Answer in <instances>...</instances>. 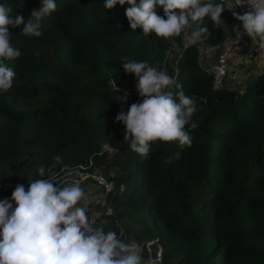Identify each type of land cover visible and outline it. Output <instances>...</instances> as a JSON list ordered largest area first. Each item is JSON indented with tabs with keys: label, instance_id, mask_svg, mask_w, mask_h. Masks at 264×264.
Instances as JSON below:
<instances>
[{
	"label": "trees",
	"instance_id": "16d2710c",
	"mask_svg": "<svg viewBox=\"0 0 264 264\" xmlns=\"http://www.w3.org/2000/svg\"><path fill=\"white\" fill-rule=\"evenodd\" d=\"M39 2L0 0L25 19ZM55 3L56 10L41 20L39 38L8 26L21 56L6 61L15 77L12 88L0 93V200H11L19 181L29 187L30 180L88 160L96 170L110 156L100 142L117 132L109 121L112 106L124 91L136 97L137 78L125 73L123 59L147 61L175 78L174 96L183 91L195 99L196 126L186 125L192 143L153 142L146 160L127 142L123 153L119 148L111 154L115 174L103 206L109 209L107 230L124 242L129 234L141 244L156 240L161 264H264V73L241 90L212 89L197 48L219 44L224 31L207 17L202 26L211 36L185 47L182 37L132 31L127 4L107 10L104 0ZM222 18L231 15L224 11ZM173 50L180 54L175 71L164 59Z\"/></svg>",
	"mask_w": 264,
	"mask_h": 264
},
{
	"label": "clouds",
	"instance_id": "9594fccd",
	"mask_svg": "<svg viewBox=\"0 0 264 264\" xmlns=\"http://www.w3.org/2000/svg\"><path fill=\"white\" fill-rule=\"evenodd\" d=\"M251 11L243 15L233 12L241 22L243 34L251 41H259L264 49V0H247ZM125 9L130 29L143 30V36L154 34L169 40L182 37L185 47L196 45L211 36L202 26L209 18L214 26L224 24L222 13L231 10L233 0H104L103 7L112 10L116 5ZM24 2L17 5L22 9ZM55 0H40L27 19L14 13L11 6L0 4V93L13 86L14 70L6 61L17 59L21 51L11 45L9 27L21 28V36L42 35L41 20L56 10ZM162 10L163 16L157 11ZM120 27V25H117ZM183 34V35H182ZM236 36H241L236 29ZM170 43L175 48V40ZM174 51L173 50L171 55ZM179 53V51H178ZM180 57V56H179ZM125 73L137 78L136 91L141 102L132 103L127 112L121 111L116 122L125 128L124 141L142 159H148L151 144L156 141H178L181 147L191 146L192 137L186 125L194 128L193 115L198 111L194 98L171 89L176 80L166 70L147 61L136 62L124 58ZM172 68L175 71V62ZM128 93L120 100L127 102ZM61 160L60 156L54 157ZM171 163V158L166 161ZM44 177L46 169H37ZM85 192L78 182L63 186L50 178L30 180L27 191L23 184L15 187L11 200H0V264H144L141 249L135 243L120 240L114 231H104L93 225L81 201ZM147 253V252H146Z\"/></svg>",
	"mask_w": 264,
	"mask_h": 264
},
{
	"label": "built area",
	"instance_id": "2783aa9c",
	"mask_svg": "<svg viewBox=\"0 0 264 264\" xmlns=\"http://www.w3.org/2000/svg\"><path fill=\"white\" fill-rule=\"evenodd\" d=\"M215 2L219 3L220 0H215ZM233 3L237 6H235L231 10H227L231 15V18L227 24L228 35L219 44L212 46V48L214 49L213 62L202 69L204 73L209 76L212 89H228L226 82L236 79L235 73H230V70L227 66L228 59L232 51L238 49L243 45H246L247 41L250 40L251 46L249 47V52H254V45L258 42V40L251 41V39L247 35L243 34L241 22L236 20L233 16V12L243 15L244 13L251 11V7L247 3V0H233ZM236 29H240V37L236 36ZM170 52H167L165 54V58L168 57V54H170ZM174 54L175 55H172V59L177 60L180 54L178 53V51H174ZM109 84L112 87H115L112 79H109ZM103 147L104 146H102L101 148ZM91 165V161L88 160L84 165H78L77 167L67 169L65 172H62L60 184L64 182H78L79 184L84 183L85 186L91 190H97L102 194H107L111 190L113 183L95 170H90ZM56 178L58 177L54 175L50 179L55 181ZM153 241L156 240L147 241L139 248L141 249V251H145L148 253L149 250L147 246ZM157 255L158 259L156 263L160 264V248L157 251Z\"/></svg>",
	"mask_w": 264,
	"mask_h": 264
},
{
	"label": "crops",
	"instance_id": "0c3cea01",
	"mask_svg": "<svg viewBox=\"0 0 264 264\" xmlns=\"http://www.w3.org/2000/svg\"><path fill=\"white\" fill-rule=\"evenodd\" d=\"M226 12L227 14H229L227 10ZM222 19L224 21V24H221L224 31V40L228 35V20H226L225 18ZM250 46L251 42L250 40H248L246 45H244L246 51L245 54L237 56L231 53V55L229 56L227 66L230 70V73H235L236 79L226 82L228 90H241L247 81L253 79L259 73H264V49H261L259 47V41L254 45V52H249ZM197 49V63L200 68L203 69L213 62L214 49L212 48V46L207 45H199ZM235 50L238 51L237 49ZM172 54H174V52ZM243 59H245L244 62H246L247 65L252 64V67L249 68L245 65V63L243 65ZM80 186L84 189L85 192L84 199L81 201V203L87 210L86 214L89 218V221L93 225L103 227L104 231L107 232V222L104 217L109 214V209L107 207H103L105 194H102L97 190H91L87 188L84 183H81ZM128 237L129 238L126 243H135L136 245H138V247L142 245L141 242H135L131 234H129ZM145 258L146 257H144V259Z\"/></svg>",
	"mask_w": 264,
	"mask_h": 264
},
{
	"label": "rangeland",
	"instance_id": "374dc122",
	"mask_svg": "<svg viewBox=\"0 0 264 264\" xmlns=\"http://www.w3.org/2000/svg\"><path fill=\"white\" fill-rule=\"evenodd\" d=\"M237 50L238 51H236V50L235 51H232V53L235 54V55H237V56H241V54H245V52H246L245 51V48H244V45L241 46V47H239ZM171 58H172L171 53L168 54V57H166V58L164 57L165 61H167L169 63H171ZM244 60L245 59L242 60V62H243L242 64L244 65V63H245L246 66H248L249 68H251L252 67V64L247 65L246 62H244ZM124 93H128L127 102H123L122 100H120V98H121L120 97L118 99V101L115 102V104L112 106L111 112H110V115H109V121H111L112 122V125L116 127L117 132H116L115 136L113 135V133H110L109 132L108 134H110V138L107 139V140H105V141H101L100 142V149H101V151H106L107 152V155H110V156L105 157V159L103 160L104 162H101L99 160V164L97 166H95V169H96L95 171L98 172V173H100V174L102 173L101 172V168L104 167V166H107L105 168V174H106L107 179L110 180L112 183H113V180H112L113 179V175L115 174V168L113 166H110V163H111V159H110L111 154H113L114 151H116L117 149L120 148L119 150L121 152L120 151L118 152L119 155H120L121 153H123V151H124L123 150V147L126 145V142L124 141L125 128H124V126H123L122 123L116 122L115 117L121 111L127 112L128 109H129V107H130V105L132 103H138V102H140V97L139 96L137 97V95H139L137 92L135 93V96L136 97L133 96L134 93L132 94L131 92L129 93L128 91H124ZM102 146H104L103 148H105V149L101 148ZM54 175L57 176L58 178H56V180L53 181V182H56V184L59 185L60 184V181H61V177H62L61 176V170H59V172H55V173L52 172L49 175L48 178H51ZM19 184H23L25 186V190L27 191V189H28V183H26L24 181H19V182H17L15 184V187L17 185H19ZM133 228L135 230H137L138 227L137 226H134ZM121 232H122V230H120V233ZM147 255H148V253H147ZM210 264H221V263L219 262V260L216 259V260L212 261Z\"/></svg>",
	"mask_w": 264,
	"mask_h": 264
},
{
	"label": "water",
	"instance_id": "95a60500",
	"mask_svg": "<svg viewBox=\"0 0 264 264\" xmlns=\"http://www.w3.org/2000/svg\"><path fill=\"white\" fill-rule=\"evenodd\" d=\"M48 61H51V57H47ZM148 255L144 259V264H157V251L159 250V244L157 241L151 242L148 246Z\"/></svg>",
	"mask_w": 264,
	"mask_h": 264
}]
</instances>
